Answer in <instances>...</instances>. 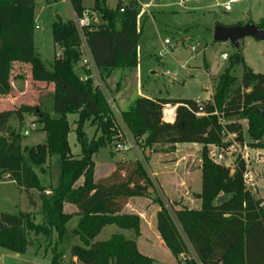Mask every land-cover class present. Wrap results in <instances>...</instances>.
<instances>
[{
  "label": "trees",
  "instance_id": "trees-1",
  "mask_svg": "<svg viewBox=\"0 0 264 264\" xmlns=\"http://www.w3.org/2000/svg\"><path fill=\"white\" fill-rule=\"evenodd\" d=\"M43 1L50 5L54 0ZM92 1L91 11L100 24L86 27L84 36L100 76L115 69H134L141 36L134 0H129L122 13V0H117L114 9L106 8L105 0ZM35 3L0 0V98L12 92V79L21 78L12 75L14 63L29 67L33 83L55 88L35 106L0 111V180L5 177L13 182L35 211L0 214V249L22 254L39 236L49 243L55 233L49 264H65L58 245L66 224L77 215L74 233L80 245L70 247L69 264H74L72 259L81 264H151L153 259L141 254L136 242L121 234L94 242L107 226L140 236V217L123 210L131 199L144 198L151 183L138 160L117 161L107 177L94 179L95 156L100 150L113 148L114 120L92 80L83 81L76 74L80 51L72 21L57 20L51 25L58 52L50 69L45 68L33 47ZM68 3L80 17L84 11L81 0ZM257 27L264 29V20ZM239 64L240 80L230 74ZM167 105L176 106L171 124L161 120V110ZM263 108L264 74L254 73L237 52L216 80L210 100L139 98L120 113L132 137L141 143L143 151L148 150L145 162L153 152L172 153L178 145L201 148L198 209L182 206L170 214L158 201L154 216L155 230L172 255V264H264V202L245 186L244 161L237 156L231 173L230 168L208 158L211 147L218 151L230 147L231 143H224L223 131L233 134L239 146L245 143V131L250 140L246 146L264 150V122L259 114ZM25 113L41 126L39 131L45 134L42 143L23 146L21 132L10 126L13 119L21 123ZM68 115L77 116L72 123L80 148L77 156L71 154L67 142L71 131ZM85 124L94 127L91 139L85 134ZM52 159V166L46 165ZM221 195L232 198L216 206L215 200Z\"/></svg>",
  "mask_w": 264,
  "mask_h": 264
},
{
  "label": "rangeland",
  "instance_id": "rangeland-1",
  "mask_svg": "<svg viewBox=\"0 0 264 264\" xmlns=\"http://www.w3.org/2000/svg\"><path fill=\"white\" fill-rule=\"evenodd\" d=\"M134 2L136 25L141 30L136 50L137 65L131 70L115 69L108 75L101 76L105 92L118 112L129 110L139 98L209 100L216 80L225 72L231 57L237 52L254 73L264 74V43L244 38L239 42L237 51L230 43L213 42L212 39V30L216 24L230 27L252 23L261 26L264 20V0H234L229 11L224 10V5L230 0H134ZM122 3L125 7L129 6V0H122ZM116 4L117 0H105L108 9H114ZM81 5L83 8H91L93 1L81 0ZM57 20L72 21L66 0H56L50 5H46L43 0H36L33 47L47 69H50L57 52L51 34V25ZM96 20L100 21L98 16ZM165 40L169 41L170 45L165 46L163 44ZM191 47H194L195 52L190 51ZM161 53L163 57L159 58L158 55ZM222 54L227 55V61L220 60ZM75 67L78 69L79 63ZM76 73L81 76L80 72ZM230 74L240 80L242 65H235ZM12 75L21 78L12 79L13 94H9L11 97L7 95L0 98V111L35 106L45 93L55 92L54 86L33 83L29 67L26 65L14 63ZM76 118V115L67 117L71 125L67 142L74 156L80 154L73 132L75 126L72 125ZM30 123H34L36 129L22 138L23 146L43 142L41 140L45 139V134L39 131L41 126L34 116L27 113L21 123L16 119L10 122V126L19 133ZM87 125L85 124L84 131L87 138L91 139L95 130L94 127ZM244 133L246 134L245 131ZM246 139L248 140L247 136L244 137L245 141ZM200 150V146L178 145L172 153L153 152L145 162L162 196L159 191L150 187L144 198L134 200L130 205L131 209L143 212L145 220L143 241L136 238L133 231L107 226L101 230L94 242H103L112 235L121 234L127 240L135 241L139 252L153 259L151 264H172L173 257L166 248L164 250V245L161 246L159 243L161 241L159 235L157 234L158 240L155 238L153 212L156 207L158 208V201L163 202L170 210L182 206L198 209ZM142 152L145 151L142 149ZM230 152L231 161L228 159L230 162L227 161L223 165L233 170L235 158L241 153L245 156L246 154L243 146H239L238 149L233 146ZM253 155L250 154L247 158L249 165L247 164L246 170L254 183L263 180L259 188L264 194V157ZM123 159L135 160L136 155L133 151L117 153L113 148L100 150L94 159V179L104 178L108 166ZM53 162L52 159L46 165L50 163L51 167ZM255 192L256 198L264 202V196L256 189ZM65 210L68 211V207H65ZM16 212L35 211L29 208L26 196L20 193L13 182L0 180V214ZM77 221L78 216L73 215L66 224L65 235L58 245V251L65 264L71 262L70 247L80 245L78 236L74 233ZM36 222H40L38 216ZM56 240L55 233L52 234L49 243H44V238L39 236L38 240L28 246L22 254L0 249V264H49L51 250Z\"/></svg>",
  "mask_w": 264,
  "mask_h": 264
},
{
  "label": "built area",
  "instance_id": "built-area-1",
  "mask_svg": "<svg viewBox=\"0 0 264 264\" xmlns=\"http://www.w3.org/2000/svg\"><path fill=\"white\" fill-rule=\"evenodd\" d=\"M234 2V0H230L229 3L224 5V10L225 11H229L230 9V5ZM125 8V5L122 4L121 8L119 9V12L122 13L123 10ZM95 14L89 10H84L81 14L80 17H76L75 15L72 17V24L74 26V29L76 31L77 37L79 39V51H80V60H79V65L82 68L84 74L81 77V80L86 81L88 79L92 80V85L95 89H97L102 95L103 98L105 100V103L108 107V109L110 110L111 116L114 120V126H115V133H116V137H115V141L113 143V150L117 153H127L129 151H133L136 155V160H138L144 167V169L146 170L150 183H151V188H153L156 191H159V186L156 183L154 177L152 174H150L146 168V164L144 159V153L142 152V147H141V143L136 141L132 135L130 134V132L128 131V129L126 128V126L124 125V123L121 120V112H118L116 110V108L114 107V104L112 102V100L107 96L103 83H102V77L100 76L99 71L96 69L93 59L91 57L90 51L87 47L86 44V38L84 36V29L86 27H88L89 25L93 24L94 20H95ZM163 44L165 46L170 45L169 41L165 40L163 42ZM191 52H195L194 47L190 48ZM158 57H163V54H159ZM228 57L226 54H222L220 56V60L221 61H227ZM183 69V67H182ZM200 106V105H198ZM175 110H176V106H170L167 105L164 108H162L161 110V120L164 123H168L171 124L174 122L175 120ZM200 115V114H197ZM36 129V125L34 123H30L28 125L27 128L23 129L21 131V134L23 137H26L29 135V133ZM223 135V139H224V143H231L230 147L228 149H226V151H218L216 148L211 147L209 149V154H208V158L215 164H226V162H229V157L231 155V149H233V146L235 148H239V145L234 143L233 139H234V135L233 134H229L225 131H223L222 133ZM240 158L244 161V163H246V157L245 155H243L242 153L240 154ZM246 165V164H245ZM226 166V165H225ZM228 167V166H227ZM244 182H245V186L246 188L251 191L252 193H256L255 189H256V185L252 179V177L250 176L249 173H246L244 175ZM160 193V191H159ZM160 196L161 193H160ZM163 203V202H162ZM164 205V203H163ZM164 208L171 214V210L169 209L168 206L164 205Z\"/></svg>",
  "mask_w": 264,
  "mask_h": 264
},
{
  "label": "water",
  "instance_id": "water-1",
  "mask_svg": "<svg viewBox=\"0 0 264 264\" xmlns=\"http://www.w3.org/2000/svg\"><path fill=\"white\" fill-rule=\"evenodd\" d=\"M244 38H252L257 42L264 43V29H260L256 25L248 23L230 27L216 24L212 30L213 42L230 43L237 51L239 49V42ZM259 114L264 122V108L259 110ZM145 156L148 157V150L145 151ZM231 198L232 196L221 195L215 200V205L220 206Z\"/></svg>",
  "mask_w": 264,
  "mask_h": 264
},
{
  "label": "crops",
  "instance_id": "crops-1",
  "mask_svg": "<svg viewBox=\"0 0 264 264\" xmlns=\"http://www.w3.org/2000/svg\"><path fill=\"white\" fill-rule=\"evenodd\" d=\"M53 2H56V0H54ZM66 2H67V4H68V6H69V9H70V12H71V17H73L74 16V13L72 12V10H71V8H70V5H69V3H68V0H66ZM123 4V3H122ZM92 7H93V5H92ZM92 7L91 8H84V10H89V11H91V9H92ZM92 12V11H91ZM96 17H97V15L95 16V20H94V22H93V24L94 25H99L100 24V21L98 22L97 20H96ZM100 20V19H99ZM56 47V46H55ZM57 49V48H56ZM58 52V51H57ZM57 52L55 53V55H57ZM54 55V56H55ZM76 72H80L81 73V76H79V75H77V76H79L80 78L83 76V74H84V72H83V70H82V68L80 67V65H79V67H78V69H77V71ZM77 74V73H76ZM11 86H12V89H13V85H12V82H11ZM11 95L13 94L12 92L10 93ZM11 95H9V97H11ZM210 99H211V97H210ZM209 99V100H210ZM205 101H208V100H205ZM245 134V133H244ZM245 136H247L246 134H245ZM244 136V137H245ZM45 139H42L41 141H44ZM244 145H243V150H245V154H246V169L248 168L247 167V164L249 165V162H248V159L247 158H249L250 157V154L251 155H255V156H263L264 157V150H259V149H257V150H255V149H250V148H247V146H246V144H248L249 142H250V140H249V138H248V140L246 139V141L244 140ZM42 143V142H41ZM189 145H191V146H198V145H195V144H189ZM253 155V156H254ZM123 160H127V159H123ZM136 160V159H135ZM229 160H230V157H229ZM231 161V160H230ZM229 161V162H230ZM250 162H251V160H250ZM113 165L114 164H112V165H110V166H108V169H107V174L105 175V177H107L108 175H109V171H110V169L113 167ZM228 168H230V167H228ZM231 169V168H230ZM231 173H232V170H231ZM3 180H5V177H3ZM261 181H263V180H260V181H256L255 182V185H256V190H258V192H259V194L261 195V196H264V194H262L261 192H260V188H259V184H260V182ZM134 200H138V199H131L129 202H128V204L125 206V208H124V212L125 213H132V214H136V215H138L139 217H140V219H141V227H140V236L138 237V239L139 240H144L143 239V229H144V225H143V223H145V220H144V215H143V212L142 211H140V210H133V209H131V207H130V205L131 204H133V202H134ZM198 206H199V202H198ZM73 209L74 208H70V210L72 211V212H77V211H73ZM196 209V208H195ZM158 210V208L156 207V209H154V212H153V222H154V216H155V213H156V211ZM143 227V228H142ZM155 227V226H154ZM155 232H156V230H155ZM155 238L158 240V235H157V232H156V235H155ZM160 244H162L161 243V241L159 242ZM161 246H163V244L161 245ZM163 248H164V250H165V247L163 246ZM72 262L74 263V264H76L77 262H76V260L75 259H72Z\"/></svg>",
  "mask_w": 264,
  "mask_h": 264
}]
</instances>
